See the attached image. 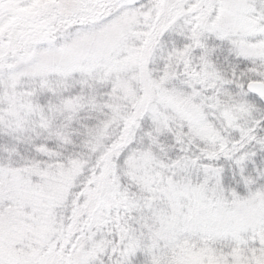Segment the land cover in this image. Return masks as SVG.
<instances>
[{
  "label": "snow or ice",
  "instance_id": "snow-or-ice-1",
  "mask_svg": "<svg viewBox=\"0 0 264 264\" xmlns=\"http://www.w3.org/2000/svg\"><path fill=\"white\" fill-rule=\"evenodd\" d=\"M0 264H264V0H0Z\"/></svg>",
  "mask_w": 264,
  "mask_h": 264
}]
</instances>
